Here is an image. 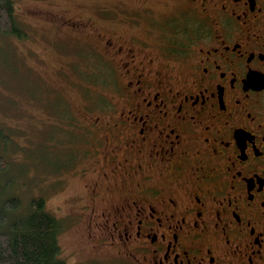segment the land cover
Returning <instances> with one entry per match:
<instances>
[{
	"label": "flooded vegetation",
	"instance_id": "flooded-vegetation-1",
	"mask_svg": "<svg viewBox=\"0 0 264 264\" xmlns=\"http://www.w3.org/2000/svg\"><path fill=\"white\" fill-rule=\"evenodd\" d=\"M141 2L110 7L113 102L68 121L70 220L135 264H264V0Z\"/></svg>",
	"mask_w": 264,
	"mask_h": 264
},
{
	"label": "rangeland",
	"instance_id": "rangeland-1",
	"mask_svg": "<svg viewBox=\"0 0 264 264\" xmlns=\"http://www.w3.org/2000/svg\"><path fill=\"white\" fill-rule=\"evenodd\" d=\"M12 1L23 35L0 30V185H12L5 187V196H19L22 206L44 198L47 211L63 222L58 238L67 264H135L111 248L93 247L86 226L71 222L72 198L84 195L86 181L70 176L65 141L71 139L70 117L79 128L84 106L98 109L113 102L104 87L111 85L117 67L104 40L115 32L118 39L127 38L130 29L111 20L110 7L122 14L125 6L136 9L142 2ZM72 17L90 24L76 33L62 25ZM134 34L144 37L141 30ZM122 42L134 46L129 39Z\"/></svg>",
	"mask_w": 264,
	"mask_h": 264
},
{
	"label": "trees",
	"instance_id": "trees-1",
	"mask_svg": "<svg viewBox=\"0 0 264 264\" xmlns=\"http://www.w3.org/2000/svg\"><path fill=\"white\" fill-rule=\"evenodd\" d=\"M14 8L12 0H0V30L22 37ZM11 186L0 185V264H67L58 238L63 222L47 211L42 196L28 200L25 206L19 196L6 197Z\"/></svg>",
	"mask_w": 264,
	"mask_h": 264
}]
</instances>
